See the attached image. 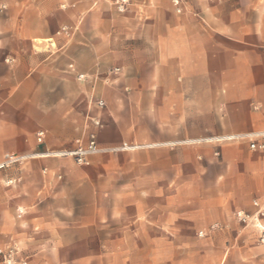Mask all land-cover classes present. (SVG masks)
<instances>
[{"label":"crops","instance_id":"1","mask_svg":"<svg viewBox=\"0 0 264 264\" xmlns=\"http://www.w3.org/2000/svg\"><path fill=\"white\" fill-rule=\"evenodd\" d=\"M109 1L19 0L4 20L0 247L26 264H264L236 220L264 195V151L217 140L264 132V0ZM88 131V164L43 155Z\"/></svg>","mask_w":264,"mask_h":264},{"label":"built area","instance_id":"2","mask_svg":"<svg viewBox=\"0 0 264 264\" xmlns=\"http://www.w3.org/2000/svg\"><path fill=\"white\" fill-rule=\"evenodd\" d=\"M177 3V0H174ZM117 8L122 11L124 10V5L126 0H116ZM68 28L66 26L61 28V31L67 32ZM118 69L115 68V71ZM82 74H78L77 78H82ZM96 105L99 108H103L105 106V102L102 99L95 100ZM87 121L91 122L95 127H100L101 122L98 118H94L90 115L86 117ZM45 136L44 130H38L36 132V140L37 142H42ZM264 132H246L242 134H233L229 136H224L218 138L217 140L225 141V140H233V141H247L249 148L253 150H261L264 151ZM123 147H135V146H126ZM102 149L97 144V135L95 131H88L83 137H79L75 139V146L71 150H62L57 152H47L43 155L46 156H70L76 164L86 165L89 163V158L101 152ZM24 159V156H16L14 154H10L7 156L6 161L4 163L17 162ZM253 204L255 206H259L258 200H254ZM0 264H26L25 258L20 255V251L14 246H6L0 247Z\"/></svg>","mask_w":264,"mask_h":264},{"label":"rangeland","instance_id":"3","mask_svg":"<svg viewBox=\"0 0 264 264\" xmlns=\"http://www.w3.org/2000/svg\"><path fill=\"white\" fill-rule=\"evenodd\" d=\"M19 0H0V33L5 31L6 25L4 20H18L20 15ZM175 12H183L184 8L181 5V0H171ZM130 4V0H126L124 5V10L120 11L117 8L116 0H110L108 5L112 13H122L126 10L127 6ZM64 26H61V28ZM68 28V27H67ZM61 30V29H60ZM69 30V29H68ZM35 43H39L38 40ZM224 142H236L233 140H225ZM255 200H258L259 206H255L253 201H251V210L247 212L238 211L236 212L237 222L249 225L253 232L254 239L260 240L264 244V229L261 232L259 225L264 227V195L257 196Z\"/></svg>","mask_w":264,"mask_h":264}]
</instances>
